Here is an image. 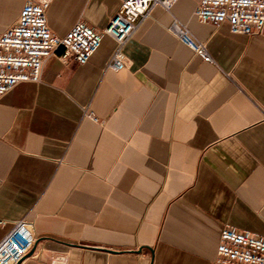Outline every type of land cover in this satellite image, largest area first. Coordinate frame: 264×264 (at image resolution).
<instances>
[{
  "label": "crops",
  "instance_id": "1",
  "mask_svg": "<svg viewBox=\"0 0 264 264\" xmlns=\"http://www.w3.org/2000/svg\"><path fill=\"white\" fill-rule=\"evenodd\" d=\"M26 0H0V33ZM158 7L107 71L105 36L85 65L49 58L39 83L0 96V240L25 217L22 264H213L225 227L264 238V35ZM120 0H53L52 32H102ZM205 43L207 63L171 31ZM93 114L98 121L92 120Z\"/></svg>",
  "mask_w": 264,
  "mask_h": 264
},
{
  "label": "built area",
  "instance_id": "2",
  "mask_svg": "<svg viewBox=\"0 0 264 264\" xmlns=\"http://www.w3.org/2000/svg\"><path fill=\"white\" fill-rule=\"evenodd\" d=\"M52 1L26 0L16 23L0 33V96L19 83H39L44 65L51 57L63 63L87 64L105 36L115 42L106 70L126 69L125 47L140 23L158 7L172 13L179 0H120L118 11L102 32L78 21L61 37L48 25L47 11ZM194 17L215 27L228 24L236 35H264V0H200ZM170 31L194 54L213 63L206 44L197 41L186 25L175 19ZM89 117L98 121L93 114ZM36 242L33 222L27 217L16 221L0 240V264H22ZM213 264H264V238L225 227Z\"/></svg>",
  "mask_w": 264,
  "mask_h": 264
},
{
  "label": "bare ground",
  "instance_id": "3",
  "mask_svg": "<svg viewBox=\"0 0 264 264\" xmlns=\"http://www.w3.org/2000/svg\"><path fill=\"white\" fill-rule=\"evenodd\" d=\"M57 264V263H56Z\"/></svg>",
  "mask_w": 264,
  "mask_h": 264
},
{
  "label": "water",
  "instance_id": "4",
  "mask_svg": "<svg viewBox=\"0 0 264 264\" xmlns=\"http://www.w3.org/2000/svg\"><path fill=\"white\" fill-rule=\"evenodd\" d=\"M32 254V253H31Z\"/></svg>",
  "mask_w": 264,
  "mask_h": 264
}]
</instances>
